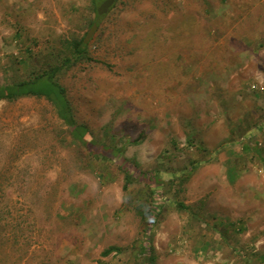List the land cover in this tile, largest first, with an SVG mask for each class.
<instances>
[{
	"label": "rangeland",
	"instance_id": "rangeland-1",
	"mask_svg": "<svg viewBox=\"0 0 264 264\" xmlns=\"http://www.w3.org/2000/svg\"><path fill=\"white\" fill-rule=\"evenodd\" d=\"M114 4L96 19L91 0H0V86L97 25L62 79L87 146L45 98L0 101V264H142L149 238L156 264H264V0Z\"/></svg>",
	"mask_w": 264,
	"mask_h": 264
},
{
	"label": "trees",
	"instance_id": "trees-1",
	"mask_svg": "<svg viewBox=\"0 0 264 264\" xmlns=\"http://www.w3.org/2000/svg\"><path fill=\"white\" fill-rule=\"evenodd\" d=\"M103 1L105 0H91L96 19L102 16L98 14V7ZM114 5L115 4H113V6ZM94 23H96L95 20L90 21V25ZM84 40L85 37L80 39L71 38L62 41L61 44L63 49L60 50V53L65 54V56L61 61L58 57H52V61L41 63L39 66H36L35 69L30 72L29 76L19 77L11 83L0 86V101L14 102L26 97L45 98L53 106L58 119L68 127L72 141L87 146L86 136L89 134L91 135L90 128L86 123L78 120L76 111L67 95V89L62 80L67 69H70V67L85 59H89V45L85 43ZM245 149H248L247 145H245ZM259 157L264 163V156L259 155ZM192 168L194 169V167H191L189 171L185 172L184 170L183 173L173 176L170 183L179 180V191H183V186L191 177L190 172L193 170ZM123 172L125 174L123 190L127 192L132 184V175L125 169H123ZM228 176L231 181H234L236 178L235 169L232 167L229 168ZM148 182L149 190L147 201L134 208L136 214L145 221V230H149L151 226L158 221V215L161 212V208L158 205V198H163L165 195V180H163L160 173H152ZM3 192L4 191L0 189V200L2 201L6 197ZM158 193L159 197L157 196ZM1 206L2 205H0V207ZM177 207L180 209L188 208L183 202H178ZM2 213L3 211L0 208V214ZM120 250L121 248L118 246H110L102 252V255L108 256ZM138 255L143 258L142 264H156V248L150 238L149 240L141 241Z\"/></svg>",
	"mask_w": 264,
	"mask_h": 264
},
{
	"label": "water",
	"instance_id": "water-1",
	"mask_svg": "<svg viewBox=\"0 0 264 264\" xmlns=\"http://www.w3.org/2000/svg\"><path fill=\"white\" fill-rule=\"evenodd\" d=\"M115 1L116 0H105V1H103L101 3V5L98 7V14L104 15V14L108 13V11L113 6ZM96 28H97V25H96V23H94L92 25L91 29L87 32V35H86L85 40H84L85 43H87L89 41V39L92 37Z\"/></svg>",
	"mask_w": 264,
	"mask_h": 264
}]
</instances>
